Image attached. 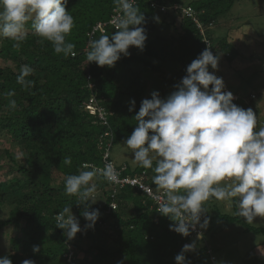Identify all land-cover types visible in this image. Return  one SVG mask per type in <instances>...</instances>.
I'll return each instance as SVG.
<instances>
[{
  "label": "trees",
  "instance_id": "trees-1",
  "mask_svg": "<svg viewBox=\"0 0 264 264\" xmlns=\"http://www.w3.org/2000/svg\"><path fill=\"white\" fill-rule=\"evenodd\" d=\"M236 1L135 0L145 17L141 25L147 34L144 49L130 48L129 55H122L111 68L88 64L86 56L90 40L116 31L115 24H111L117 15L113 0H67L64 6L75 26L66 40L75 44V55L56 54L50 42H41L35 35L31 22L18 47L15 41L0 38V133L9 140L6 147L0 148V161L3 157L8 160L4 175L14 174L5 190L0 191V206L9 204L10 208L8 218L0 219V233L10 229L15 232L6 255L12 264H22L26 259L39 264H176V255L193 239L170 231L172 221L158 212L154 199L139 187L121 188L98 174L96 191L86 205H80L78 196L65 193V179L90 170L82 169L85 163L98 168L112 163L120 179L145 176L153 192L161 193L153 184L152 169L117 164L113 148L133 132L142 100L151 99L153 92L166 99L175 91L187 75V67L209 48L205 42L208 38L214 55L220 54L229 64L238 59L239 50L229 36L217 43L212 35L207 36L211 26L229 13ZM187 9L195 13L202 28L183 15ZM98 24H105L104 33L94 31ZM163 28L174 34L161 35ZM6 61L15 62V68ZM25 64L34 69L26 78L33 81L28 88L16 80ZM124 67L129 70L126 76L121 74ZM213 71L209 66V72ZM9 92L15 95L9 96ZM253 93L250 97L255 96ZM12 100L16 101L15 108L11 107ZM92 100L99 110L96 115L85 109ZM133 100L134 110L129 111ZM242 100L238 97L233 103L240 107ZM68 157L71 164L63 162ZM56 177L63 179L58 187L54 185ZM216 201L211 198L205 202L207 212L201 220L211 219L209 211L213 212ZM66 206H72L81 228L72 240L56 227L54 219ZM85 208L100 212L94 228L86 226L82 215ZM233 208L234 215L216 218L238 224L244 233L264 235V228L251 226L238 215L236 200ZM34 246L39 247V252H33ZM185 256L186 264H217L207 245ZM255 262L264 264L258 259Z\"/></svg>",
  "mask_w": 264,
  "mask_h": 264
},
{
  "label": "clouds",
  "instance_id": "clouds-1",
  "mask_svg": "<svg viewBox=\"0 0 264 264\" xmlns=\"http://www.w3.org/2000/svg\"><path fill=\"white\" fill-rule=\"evenodd\" d=\"M66 3L67 0H0V37L15 41L14 46L18 47L26 38V25L31 22L35 35L41 42H50L56 54L75 55V44L66 40L75 26ZM113 3L116 31L90 40L88 64L111 68L122 55H129L130 48L144 49L147 34L141 25L145 17L135 0ZM207 41L209 48L187 67V75L175 91L166 99L153 92L151 99L142 100L134 117L136 127L124 142L132 150L134 163L154 170L153 184L162 193L157 197L158 212L172 221L170 231L183 237L190 236L198 226L207 229L210 221L205 218L201 223V217L207 212L205 202L211 198L235 199L238 215L249 223L264 217V126L258 127L257 115L251 108L234 104L238 96L225 90L223 79L209 72V66L217 69L220 54L214 55ZM33 71L31 66L22 65L17 83L31 87L33 81L26 78ZM130 103L129 111H133L135 101ZM10 104L16 107L15 100ZM63 162L71 164V158ZM82 169L90 170H81L65 179V193L78 196L80 205H86L96 191L97 185L92 181L98 174L108 182H120V173L112 163L103 168L85 163ZM71 209L72 206H66L54 217L56 227L64 231L68 240L81 231ZM82 215L86 226L94 228L100 212L85 208ZM195 239L202 240L203 233ZM196 248L195 242L185 244L175 257L176 264H186L185 253ZM33 252H39V247L34 246ZM0 264H12V260L4 256ZM22 264L35 261L26 259Z\"/></svg>",
  "mask_w": 264,
  "mask_h": 264
},
{
  "label": "rangeland",
  "instance_id": "rangeland-1",
  "mask_svg": "<svg viewBox=\"0 0 264 264\" xmlns=\"http://www.w3.org/2000/svg\"><path fill=\"white\" fill-rule=\"evenodd\" d=\"M185 13L183 11V15ZM176 21L177 27H179L181 16ZM210 29L207 36L212 35L215 39L214 43L229 36L239 50V57L232 64L220 56V63L212 73L223 79L225 90L231 91L232 94L238 95L241 99L243 97V102L240 101L242 102L240 107L251 108L257 115L258 127L264 126V0H237L232 10L223 17H219ZM172 34L174 33L169 28L164 29L161 33V35L169 37ZM151 37L154 38L155 35L152 34ZM5 64L15 68L13 61H6ZM127 72L129 73V70L125 67L121 70V74L124 76ZM144 76L148 75L144 73ZM250 79L251 81L247 82ZM250 93L255 96L250 97ZM94 103L96 102L92 100L85 106V109L91 114L97 112L98 109ZM7 144H9L8 137L4 133H0V148L6 147ZM14 155L16 156V153ZM0 157L2 156L0 155ZM112 157L117 164L126 163L132 168L139 166L133 162L132 150L128 149L125 143L114 146ZM7 163V159L1 158L0 191L5 190L7 182L14 178V174L4 175L3 173ZM152 170L150 171L151 174L154 171ZM62 181V177H56L54 185L58 187ZM95 181L96 179L92 183ZM234 200L216 201L213 212L209 211L211 219H208L210 222L207 229L197 227L203 232V240L193 238L191 243L195 242L197 245L194 252L199 251L201 246L207 245L214 252L217 264H258L255 262L256 259L263 262L264 235L244 233L243 228L238 224H228L216 218L221 214L234 215ZM8 205L0 206V219L2 220H6L9 216L10 208ZM131 214L132 212L129 211V215ZM243 220L251 226L264 228V217H257L251 223L247 222L245 218ZM13 235L15 232L12 229L0 233V258L9 252L10 238Z\"/></svg>",
  "mask_w": 264,
  "mask_h": 264
},
{
  "label": "built area",
  "instance_id": "built-area-1",
  "mask_svg": "<svg viewBox=\"0 0 264 264\" xmlns=\"http://www.w3.org/2000/svg\"><path fill=\"white\" fill-rule=\"evenodd\" d=\"M184 11L186 12L185 14L187 16H189L190 18H192L198 24V27L199 28H202L201 22H199L198 18L196 17L195 13H193L192 10L187 9V10H184ZM111 24H114V23L111 22ZM104 26H105V24H98L94 31H101L102 33H104ZM207 43H208V41H207ZM98 111L99 110L97 109V112L93 113V115H96L98 113ZM102 113L103 112H99V116L101 118H104L103 117L104 115ZM145 179H146L145 176H143L141 178H136V177L135 178H126V179H120V182L119 183H115V184L118 185V186H121V188L123 186H125V185H131V186L139 187L140 190H142L143 192H145L148 196L152 197L154 199V201L158 205V199H157V197L162 196V193L155 194L153 192L152 188L146 183ZM116 207H117L116 205H113L112 206L113 209H116ZM200 232H202V231L199 230L198 228L195 231H192L191 232V238H197V234L200 233ZM72 257H73V253L71 252V254H69L68 259L71 260Z\"/></svg>",
  "mask_w": 264,
  "mask_h": 264
}]
</instances>
